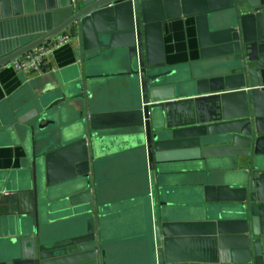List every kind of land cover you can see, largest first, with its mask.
<instances>
[{
  "label": "water",
  "instance_id": "obj_1",
  "mask_svg": "<svg viewBox=\"0 0 264 264\" xmlns=\"http://www.w3.org/2000/svg\"><path fill=\"white\" fill-rule=\"evenodd\" d=\"M183 17L200 60L169 66L163 27ZM22 18L27 29L0 42V69L72 32L81 75L45 88L22 74L10 99L6 129L29 168L12 180L28 192L0 220L18 236L14 264H264V0H0V26ZM114 61L123 108L97 93ZM124 159L148 197L152 186L154 218L115 239L102 170ZM176 185L204 201L174 207ZM131 242L141 259L112 254Z\"/></svg>",
  "mask_w": 264,
  "mask_h": 264
},
{
  "label": "crops",
  "instance_id": "obj_2",
  "mask_svg": "<svg viewBox=\"0 0 264 264\" xmlns=\"http://www.w3.org/2000/svg\"><path fill=\"white\" fill-rule=\"evenodd\" d=\"M25 18V17H24ZM30 17H26L28 19ZM24 19L3 22L0 26V42L18 36L20 31L27 29ZM164 50L169 66L189 65L200 60V46L197 26L194 18H181L171 23H165L164 27ZM73 35L74 41L57 50L47 61L40 72L29 75V80H43L45 88L60 87L61 84L70 82L81 75L79 63L76 61L74 49L78 45V34ZM108 69L113 77H106L100 83L97 93L101 100L106 101L113 108H123L129 97V87L125 80L116 76L120 71L118 62L109 63ZM104 72V71H103ZM21 75L10 65L0 69V220L1 217L11 213V197L28 192V189L17 187L12 180H18V176L26 175L28 167L24 165L25 153L20 144L16 143L11 132L6 128L10 122L12 103L10 99L22 86ZM104 78V77H103ZM181 164L178 167H182ZM184 167H182V170ZM181 170V171H182ZM206 172H219L206 170ZM103 180L106 182L104 197L114 201V214L110 215L107 228L115 239H124L138 236L142 232L139 229L142 221L154 218V199L147 196L145 185L137 171L132 166V159L116 160L107 163L102 170ZM28 177V176H27ZM177 187L170 194L169 201L176 208H193L197 201H204L203 196L197 199L188 189ZM185 188V187H184ZM188 188V187H187ZM185 190V191H184ZM15 212L25 210V200L13 203ZM155 220V219H154ZM184 220H195L187 218ZM18 238L7 224L0 221V264H14L13 240ZM144 248L138 242L119 244L112 249V254L122 261L139 260L143 256Z\"/></svg>",
  "mask_w": 264,
  "mask_h": 264
},
{
  "label": "built area",
  "instance_id": "obj_3",
  "mask_svg": "<svg viewBox=\"0 0 264 264\" xmlns=\"http://www.w3.org/2000/svg\"><path fill=\"white\" fill-rule=\"evenodd\" d=\"M73 41V35L62 34L49 43L44 44L27 53L23 57L16 59L10 64V66L19 74L32 75L40 72L57 50L71 44Z\"/></svg>",
  "mask_w": 264,
  "mask_h": 264
}]
</instances>
